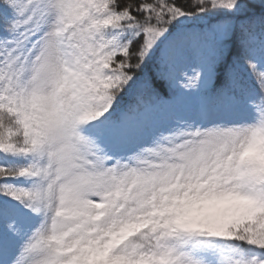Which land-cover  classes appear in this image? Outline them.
I'll list each match as a JSON object with an SVG mask.
<instances>
[{"label": "snow or ice", "instance_id": "obj_1", "mask_svg": "<svg viewBox=\"0 0 264 264\" xmlns=\"http://www.w3.org/2000/svg\"><path fill=\"white\" fill-rule=\"evenodd\" d=\"M0 264H264V0H0Z\"/></svg>", "mask_w": 264, "mask_h": 264}]
</instances>
